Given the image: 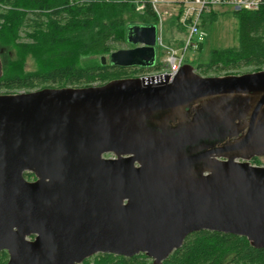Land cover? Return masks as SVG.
Returning <instances> with one entry per match:
<instances>
[{"label":"water","instance_id":"95a60500","mask_svg":"<svg viewBox=\"0 0 264 264\" xmlns=\"http://www.w3.org/2000/svg\"><path fill=\"white\" fill-rule=\"evenodd\" d=\"M155 36V25H129L126 40L137 46L112 51L110 64H152ZM194 69L185 63L172 78L0 94L6 264H80L96 253H144L162 264L200 230L264 248V165L216 160L196 146L236 125L249 108L238 94L264 92V69L220 76ZM200 101L187 120L190 105ZM263 101L264 95L239 146L264 132L257 111Z\"/></svg>","mask_w":264,"mask_h":264},{"label":"trees","instance_id":"16d2710c","mask_svg":"<svg viewBox=\"0 0 264 264\" xmlns=\"http://www.w3.org/2000/svg\"><path fill=\"white\" fill-rule=\"evenodd\" d=\"M133 1L0 0V90L14 93L44 87H83L139 75L143 69L107 61L119 44L128 43L129 25L157 23L149 5L140 14ZM233 13L238 20L237 46L212 49L201 61L195 53L203 49L202 43L192 62L186 58L185 62L200 74L264 67V9ZM207 21L202 18V27ZM164 29L166 44L178 46L182 42L181 38L174 39L176 31H181L175 20L166 23ZM21 32H25L24 40ZM28 55L35 59L36 69H24ZM101 56L106 57V63H101ZM24 176L35 179L31 172ZM7 260V252L0 251V264ZM80 264L152 262L144 253L131 257L96 253ZM162 264H264V248H254L243 236L200 230L188 234Z\"/></svg>","mask_w":264,"mask_h":264},{"label":"built area","instance_id":"2783aa9c","mask_svg":"<svg viewBox=\"0 0 264 264\" xmlns=\"http://www.w3.org/2000/svg\"><path fill=\"white\" fill-rule=\"evenodd\" d=\"M149 5L157 16L155 47L163 53L162 65L157 74H142L150 76L169 74L172 78L185 64L190 53H195L206 38L201 21L204 15L210 14L218 8H229L232 11L264 9V0H136V7L145 10ZM174 12L175 21L181 31L178 37L182 42L178 46H171L164 42V20ZM173 14V15H174Z\"/></svg>","mask_w":264,"mask_h":264},{"label":"flooded vegetation","instance_id":"af4514ba","mask_svg":"<svg viewBox=\"0 0 264 264\" xmlns=\"http://www.w3.org/2000/svg\"><path fill=\"white\" fill-rule=\"evenodd\" d=\"M135 46H137V44L129 43L127 48H133ZM107 61L109 62V57L107 58ZM238 95L248 98L249 108H247V110H240L239 118L235 119L236 125L228 129L226 132H223L221 135L208 136L201 139L196 146H202L199 151L208 152L209 156L216 160L225 161L233 159L236 162H247L251 165H263L261 159L264 157V132H260V134L252 139L253 144L242 147L239 146V144L245 140L246 135L248 134L249 122L254 112V108L259 104L264 92L242 93ZM222 96L223 95H219L218 97ZM200 108L201 101L191 104L188 113L186 114V119L191 120ZM257 111L259 112L258 117L263 118L264 101L260 104ZM178 123L179 121L176 120L175 122H172L170 126L175 127ZM111 155L112 154H106V156Z\"/></svg>","mask_w":264,"mask_h":264},{"label":"rangeland","instance_id":"374dc122","mask_svg":"<svg viewBox=\"0 0 264 264\" xmlns=\"http://www.w3.org/2000/svg\"><path fill=\"white\" fill-rule=\"evenodd\" d=\"M119 1H125V0H119ZM136 4V0L133 1ZM136 11L139 12L140 14H142L144 11L139 10L136 7ZM169 11L171 13L174 14V12L172 10L169 9ZM213 13V14H212ZM210 14L204 15L203 18H207L208 21L207 23L202 27L203 31L206 34V38L203 42V49L201 51H197L195 53V55H198V58L201 61H204L207 56L209 55L210 51L212 49L215 48H226V47H235L237 46V34H238V20L236 18V16L234 15L233 11L229 8H218L217 10H215L214 12H212ZM169 16L167 14L165 20H164V27L166 25V23H168L169 21H173L174 15ZM164 35L165 34V29H164ZM21 39H25V32H21ZM175 36L178 37L179 34L175 33ZM165 41H166V37H165ZM129 45V43H127ZM127 44L122 43L119 44L116 48L120 49V48H127ZM195 55L193 53H190L188 55V60L190 62L193 61V59L195 58ZM162 59H163V53H161L159 51V49L156 47V53H155V57H154V61L152 62V64L150 65H144V66H136L138 69H143L144 71H141V73H138L140 75H144V74H157V69L155 70V68H158V65H162ZM191 64V63H190ZM157 66V67H156ZM24 69L26 71L28 70H33L36 69V64H35V59L33 58L32 55H28L26 57V63L24 65ZM147 69H151V70H147ZM264 67H261L260 70H263ZM195 72L200 73L196 68L194 69ZM255 70H253L252 66H244L241 67L237 70H229V71H225V72H221L219 74H215L213 72H210L208 75L210 76H215V75H226V74H241V73H246V72H253ZM257 71V70H256ZM17 92H22L21 91H17ZM4 93H13V92H7L4 89L0 90V94H4ZM16 93V92H14ZM262 164L264 165V157H262L261 159ZM150 261L152 262V259L149 258Z\"/></svg>","mask_w":264,"mask_h":264}]
</instances>
